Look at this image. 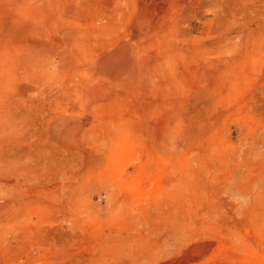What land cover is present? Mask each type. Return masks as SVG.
I'll return each instance as SVG.
<instances>
[{"label":"rangeland","instance_id":"374dc122","mask_svg":"<svg viewBox=\"0 0 264 264\" xmlns=\"http://www.w3.org/2000/svg\"><path fill=\"white\" fill-rule=\"evenodd\" d=\"M185 1L0 0V264H264V0Z\"/></svg>","mask_w":264,"mask_h":264},{"label":"bare ground","instance_id":"6f19581e","mask_svg":"<svg viewBox=\"0 0 264 264\" xmlns=\"http://www.w3.org/2000/svg\"><path fill=\"white\" fill-rule=\"evenodd\" d=\"M185 2H186L185 0H170L169 5H171V6L174 7V6H176V4H178L175 8H180V9L183 10L186 7V3ZM145 25H146V23H145ZM145 25H144L143 21H138L137 26L135 27L132 35H129L128 36L129 37L128 40H127L128 42L123 43L121 46L118 47V49L115 52H113V53L109 54L108 56H105L104 57V59L102 60V63H101V66L102 67L99 66V70L105 74V77H107L109 79H112V80H116V79L117 80H120L122 82V84H124L125 86H131V89L132 88H134V89L137 88L135 85H136V83H138V81H137V79H138L137 75L139 73H137V72H138V69H139L140 64L138 63L139 61H136L134 59V57H133L134 50H136V49L137 50H140L143 46H145V41H149V43L151 45L157 46L160 49V51H164V49H166L167 46H168L167 43H165V44L163 43V40H162V38L160 36H158L156 34L153 35L152 33H150L148 31V29L145 27ZM151 49L152 48L150 46V50ZM156 50H157V48H156ZM145 51H147V50L145 49ZM163 56H165V55H163ZM142 57H144L146 59V56H142ZM179 57L180 56H178V58ZM173 61L175 63V60H173ZM168 63H170V62H168ZM177 65H178V63H177ZM174 74H176V73L174 72ZM162 77H163V75H162ZM165 78H167V77H165ZM168 78H170V77H168ZM175 78L177 79V76ZM153 79H154V77H153ZM161 79H163V78H161ZM180 80H178V81H180ZM154 81H155V79H154ZM167 81H168V79H167ZM132 85L134 87H132ZM182 86H184V85L182 84ZM116 90H118V89H116ZM143 90H145V89H143ZM170 90L172 91V89H170ZM173 91H174V89H173ZM162 93H164V91ZM164 94H166V92Z\"/></svg>","mask_w":264,"mask_h":264}]
</instances>
